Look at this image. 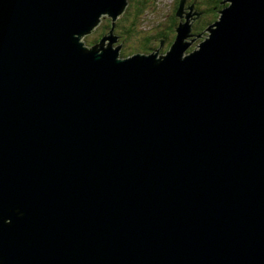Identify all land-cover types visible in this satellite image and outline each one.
Wrapping results in <instances>:
<instances>
[{
  "label": "water",
  "instance_id": "water-1",
  "mask_svg": "<svg viewBox=\"0 0 264 264\" xmlns=\"http://www.w3.org/2000/svg\"><path fill=\"white\" fill-rule=\"evenodd\" d=\"M228 1L122 57L82 37L129 0H0V264H264V0Z\"/></svg>",
  "mask_w": 264,
  "mask_h": 264
},
{
  "label": "rangeland",
  "instance_id": "rangeland-1",
  "mask_svg": "<svg viewBox=\"0 0 264 264\" xmlns=\"http://www.w3.org/2000/svg\"><path fill=\"white\" fill-rule=\"evenodd\" d=\"M210 1V0H208ZM149 0V2L146 4V8L143 9V11L140 13V18L138 19V26L132 32V34L127 35V39L125 40L124 37L121 35L123 33L119 31H116L117 28V22L113 23V20L111 16H105L102 15L100 23H98L94 30L91 31L90 33L85 34L82 39L85 41L87 46H91L95 44L97 41H100V36L104 32V35H107L110 33V31H104L103 27L104 24L109 21L111 22V28L114 29V34L117 38L116 42L113 43L114 47H121V56L126 57L129 55H132L134 53H148V50L143 51L140 49L139 46L140 42H143L144 37H149L150 41L152 42V46L155 48H152L154 50H158L160 47V43L156 42L157 39L153 40V37L155 38L156 35H159V31H168V27L172 25V22L176 21L177 26L175 27V33L176 28L179 26L180 23H188L189 26L191 27V31L189 32V36L185 38L183 41L184 42H189L190 44L188 45L186 51H193L197 50L200 47V44L204 42L210 35V32L204 28L203 30L200 29V26L202 22H206L207 19H210L212 16L211 11H209L208 5L204 3V0H187L186 3L183 2L181 6V0ZM185 4V6H184ZM230 2L228 1L227 3H224V6L229 5ZM184 6V7H183ZM211 6V4L209 5ZM193 7V10L192 8ZM184 8V9H183ZM179 10H183V12H188L191 11L194 13L193 17L188 19V17H179L177 15V12ZM203 12L200 15H196L197 12ZM206 11V12H205ZM124 14L121 17H123ZM119 18V19H120ZM129 18V17H128ZM175 18L177 20H175ZM118 19V20H119ZM220 19V13L217 18L213 21L216 22ZM184 20V21H182ZM182 21V22H181ZM124 23V22H123ZM113 24L116 26L114 27ZM169 31H172L171 33L173 34L174 30L171 27ZM108 43V42H107ZM152 51V50H151ZM164 52L161 51L160 54H163Z\"/></svg>",
  "mask_w": 264,
  "mask_h": 264
},
{
  "label": "trees",
  "instance_id": "trees-1",
  "mask_svg": "<svg viewBox=\"0 0 264 264\" xmlns=\"http://www.w3.org/2000/svg\"><path fill=\"white\" fill-rule=\"evenodd\" d=\"M129 1L130 3L124 13V16L118 20L116 26L117 30H115V32L120 30V32L123 33L122 35H124L125 40L127 39L126 36L132 34V32H134V30L138 26L137 22L138 19L140 18V13L143 11L144 8H146V4L149 2V0H129ZM179 1L180 0H178V4ZM222 2L223 0H210V1L204 0V3L208 5L210 9L209 11H211L212 16L210 17V19H207L206 22L204 23L202 22L200 29L203 30L204 28H207L211 23H213L215 18L218 17L220 10L224 7ZM210 4L211 6H209ZM175 20L177 19L175 18ZM111 25H112L111 22L107 21L104 24L103 30L107 32L108 30H110ZM176 26H177L176 21L172 22L171 27L174 30L173 34L171 33L172 31H167V39L169 43L167 44L166 48H164L165 53L171 49V46L176 39V33H175ZM104 34H105L104 32L101 34L100 39ZM159 35L161 36L163 35V33H159ZM140 45L141 46L139 47L143 51L151 50L152 48H155L151 45V41L149 37H144L143 42H140Z\"/></svg>",
  "mask_w": 264,
  "mask_h": 264
},
{
  "label": "flooded vegetation",
  "instance_id": "flooded-vegetation-1",
  "mask_svg": "<svg viewBox=\"0 0 264 264\" xmlns=\"http://www.w3.org/2000/svg\"><path fill=\"white\" fill-rule=\"evenodd\" d=\"M202 12V11H201ZM204 12V11H203ZM202 12V13H203ZM168 31L170 30L171 26L168 27ZM159 33H163V35H156V37H153V40L157 39L156 42L160 43V47L158 48V50L161 52L163 51L165 53L164 48H166L167 44L169 43L168 39H167V32L166 31H159ZM122 37H124V35H121ZM152 44V42H151ZM152 51L154 49H151ZM151 50H148V53L151 52Z\"/></svg>",
  "mask_w": 264,
  "mask_h": 264
},
{
  "label": "bare ground",
  "instance_id": "bare-ground-1",
  "mask_svg": "<svg viewBox=\"0 0 264 264\" xmlns=\"http://www.w3.org/2000/svg\"><path fill=\"white\" fill-rule=\"evenodd\" d=\"M192 8V10H193V7H191ZM202 12H197V14L196 15H200ZM107 16H108V14H106ZM193 15H194V13L193 12H191V11H188V12H183V15L182 16H184V17H188V19H190L191 17H193ZM182 21H184V20H182ZM181 21V22H182ZM94 29H92V31H93ZM90 33V32H89ZM112 34V33H111ZM191 36V35H190ZM189 35L188 36H186L185 38H187V37H190ZM107 42H108V40H105L104 41V44L106 45L107 44ZM157 50V49H156ZM154 51V50H153ZM138 53H140V52H138ZM135 54V53H134ZM163 54H165V53H163ZM133 55V54H132ZM129 56H131V55H129ZM126 57H128V56H126Z\"/></svg>",
  "mask_w": 264,
  "mask_h": 264
}]
</instances>
